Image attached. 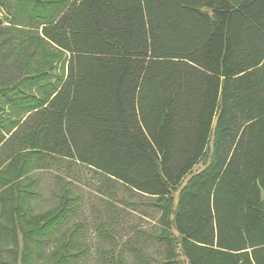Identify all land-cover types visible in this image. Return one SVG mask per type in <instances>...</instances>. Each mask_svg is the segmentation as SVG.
<instances>
[{
	"label": "trees",
	"instance_id": "trees-1",
	"mask_svg": "<svg viewBox=\"0 0 264 264\" xmlns=\"http://www.w3.org/2000/svg\"><path fill=\"white\" fill-rule=\"evenodd\" d=\"M20 2L68 61L41 96L17 15L0 22V177L26 157L57 158L151 199L179 192L170 230L187 264H264V0ZM214 130V162L179 190ZM79 201L32 218L3 205L0 264H87L80 227L67 228Z\"/></svg>",
	"mask_w": 264,
	"mask_h": 264
},
{
	"label": "rangeland",
	"instance_id": "rangeland-1",
	"mask_svg": "<svg viewBox=\"0 0 264 264\" xmlns=\"http://www.w3.org/2000/svg\"><path fill=\"white\" fill-rule=\"evenodd\" d=\"M20 7V0H5L0 8V22L7 25L17 15V52L31 54L23 63L26 82L31 84V77L43 74L44 82L33 88L36 93L48 97L52 94L50 88L57 86L65 75L68 55L47 44L42 39L38 22L29 20L27 11L25 14L18 12ZM42 85L48 86L41 89ZM6 108L8 112L14 111L15 117L17 111ZM216 137L214 130L203 158L183 179L179 190L214 162ZM22 165L26 168L23 177L9 175ZM14 169L6 170L0 177V211L3 205L7 207L11 202L24 206L31 218L55 214L65 202L70 203L78 197V214L69 219L67 228L80 227L78 237L88 248L87 264H113L119 260L125 264H141L142 259L150 264H165L168 244L175 251V264H187L177 245L178 235L170 230L179 192L169 198L151 199L128 190L94 169L57 158L42 161L26 157L16 163ZM10 249L11 245L3 249L7 262Z\"/></svg>",
	"mask_w": 264,
	"mask_h": 264
}]
</instances>
